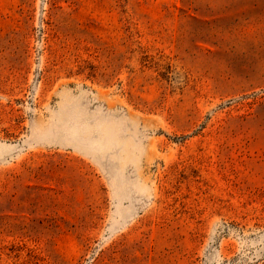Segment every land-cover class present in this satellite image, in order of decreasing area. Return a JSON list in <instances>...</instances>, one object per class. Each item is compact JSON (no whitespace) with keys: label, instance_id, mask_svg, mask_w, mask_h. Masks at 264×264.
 <instances>
[{"label":"rangeland","instance_id":"rangeland-1","mask_svg":"<svg viewBox=\"0 0 264 264\" xmlns=\"http://www.w3.org/2000/svg\"><path fill=\"white\" fill-rule=\"evenodd\" d=\"M0 264H264V0H0Z\"/></svg>","mask_w":264,"mask_h":264}]
</instances>
